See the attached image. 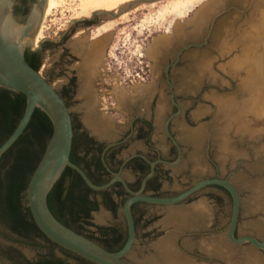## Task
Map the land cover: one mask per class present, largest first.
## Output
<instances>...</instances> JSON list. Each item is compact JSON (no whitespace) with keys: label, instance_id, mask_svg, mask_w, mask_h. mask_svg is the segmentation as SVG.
<instances>
[{"label":"rangeland","instance_id":"374dc122","mask_svg":"<svg viewBox=\"0 0 264 264\" xmlns=\"http://www.w3.org/2000/svg\"><path fill=\"white\" fill-rule=\"evenodd\" d=\"M165 1L154 4L155 8H149L146 12L132 13V10L122 15V19L104 20L102 26H107L108 32L100 37L104 38L105 43L107 42L106 53L108 57L104 56V63L108 64L110 73L105 72L106 74H119L121 72L128 74V71L136 66L141 67L145 72L144 78L147 84L156 82L160 73L159 68L149 58L148 53L153 48V43L156 40L171 35L165 34L166 28L172 20L171 17L167 16L159 21L155 18V12L158 9H163ZM210 1L213 0H206L204 5ZM105 2L106 0H62L59 8L43 18L38 30L36 48L46 41L58 43L62 36L71 27H74L71 24L73 21L92 20L91 16L100 12L101 5ZM120 8L121 6L111 10L110 13H116ZM198 10L199 6L194 7L188 16L175 20L173 25H185ZM233 11L234 9L231 10V12ZM219 19L215 23L214 33L212 32L206 46H202L205 48L199 52H189L183 59L185 67H182V65L181 68L172 70V77L175 73L184 72L181 83L187 90L185 96H191L192 99H184L180 102L184 115L175 122L179 127V132L173 134V137L182 149L183 158L178 167L170 169L169 179L163 182L161 193L163 197H173L199 180L215 177L227 179L236 187L241 198L237 236H251L260 241L264 237V227H261L264 224V198L261 197L264 194V120L259 117L258 120L256 119L257 121H254L251 118L253 110L246 111L243 118L235 121L228 120L220 113L222 110L220 103L229 101L237 103L241 101V94L245 98L246 93L240 91L238 78L235 80L233 75L221 72L220 68L225 61L221 60L222 58L217 52L221 38L219 36ZM143 20L145 22H142ZM170 30L171 28L168 33ZM90 32L93 35L95 33L94 30L85 31L75 27L73 30L75 38L61 46L58 44L59 46L52 47L51 51L44 50L45 52L42 53L41 67L38 73L53 89L58 90L60 88V72L64 69L59 61L61 49L68 47L74 52V42L78 38L87 39ZM98 32L99 34L103 33L101 30ZM214 35L216 38L213 44L211 43V37ZM94 37H96V34ZM203 39L204 35L195 44L201 45ZM199 56H201V62L207 65V70L203 71L201 75L198 73L197 76L190 70V67L191 63ZM115 79H117V82L118 77ZM108 83H110V80ZM109 102L112 103V101ZM79 108V103H69L68 111L73 115L74 121ZM117 111V109L112 111L111 120L122 121ZM261 115L264 117V113ZM226 121H228L229 127L223 132L222 128L226 126ZM238 123L241 126H238ZM112 131L108 133L109 135L106 138L115 140L119 137V134L113 129ZM94 135L102 136L98 133ZM152 141L159 147L161 154L165 155L166 151L163 150L164 136L155 134ZM141 150V146L132 142L123 150L121 158L125 159L127 156ZM122 177L126 182H133V178L126 172H122ZM189 206L201 209L204 214L203 224L188 226L185 219L179 221L187 214L184 210ZM230 212L231 201L229 197L214 189H205L199 192L169 210L167 214L161 208L152 206L136 207L135 213L139 218L136 227V243L126 262L128 264H143L146 259H155V255H153L155 254L154 245L165 242L168 234L172 236V239L165 242V247H168V249H165L173 257H180L187 264H226L221 262L219 258L213 260L206 256L204 248L210 249L211 244L216 240L229 245L226 241V229ZM166 218H172L170 220L176 225H167V222H169L167 221L165 227L162 222ZM91 224L94 227L87 228L91 233L96 232L95 227H100L115 228L125 234L126 225L121 213V204H119L115 215L100 207L97 212L92 214ZM178 224L180 225L178 226ZM229 248L232 253H239V255L243 253L245 257H248L247 264H264L263 255L248 245L243 248L230 245ZM8 252L11 254L18 253L23 259L33 261L39 254L44 253V249L38 243L23 242L16 239L0 225V253L5 254ZM2 264H11V260L4 256ZM67 264L75 263L67 261ZM230 264L235 263L230 262Z\"/></svg>","mask_w":264,"mask_h":264},{"label":"water","instance_id":"95a60500","mask_svg":"<svg viewBox=\"0 0 264 264\" xmlns=\"http://www.w3.org/2000/svg\"><path fill=\"white\" fill-rule=\"evenodd\" d=\"M161 1L164 0H136L123 6L116 13L100 12L93 14L91 17L98 16L102 20L113 21L139 6L150 5ZM218 1L213 0L207 3L209 5L214 3L215 6L212 7L211 12L206 10L209 13L198 31L192 32L191 30L193 17L185 25H179L181 29L180 36L172 32L170 36L160 38L153 43L154 46L150 52L153 53L159 50V55L156 56V65L165 61L167 55L178 47L180 48L176 55V62L184 52H187L191 48L206 46L207 41L212 35L215 23L220 18L221 10ZM46 2L47 0H37L36 4L31 7L26 19L22 23H19L12 17V0H0V89L14 94H21L25 97L26 102L24 113L17 127L0 146V158L23 134L36 109L41 111L52 125V134L39 163L29 179L25 193L26 206L38 231L58 248L91 264H128L126 260L133 252L137 236L131 211L133 205L145 204L147 206L161 208L167 214L169 210L182 204L206 188L217 187L224 190L231 201L230 218L226 230V239L229 245L220 241L213 242L210 249L204 248L206 256L213 260L219 258L221 262L226 264H230V262L247 264L248 257H245L243 253H240V255L239 253H232L229 247L231 245L236 248H243L248 245L253 250L260 252L264 257V237L258 241L251 236H235L241 212V198L236 187L227 179L211 178L199 180L185 191L173 197H153L144 194L146 182L153 177L154 166L156 164H162L171 169L176 168L180 164V147L168 133L167 129L165 130V135L176 148L177 158L174 162L157 160L151 163L150 172L142 180L138 192H132L120 174H112L113 177L108 183L96 186L78 166L70 162L69 154L73 130L68 108L56 90L38 72L34 71L24 59L26 50L35 51L31 49V42L41 26ZM83 21L88 22L90 20L85 19ZM83 21H73L71 24L81 23ZM203 35L204 39L202 44H195ZM214 39L215 35L211 37V43L213 44L215 42ZM162 40L164 44L160 46L158 42ZM200 57L196 59L197 61L195 60L191 63L190 70L195 74H198V72L193 65L201 62V60L198 61ZM66 168L76 173L85 186L94 193L106 191L115 183H118L128 195L121 206L127 236L125 244L119 251H106L98 244L60 224L50 213L47 207V196ZM261 197L264 198V194ZM184 211L187 214L179 221H184L185 219L188 226L203 224L204 214L201 209L195 206H189ZM261 227H264V224ZM165 257L163 255L159 257L155 253V259H146L143 264H171L170 260ZM0 264H2L1 259ZM172 264H187V262L177 257L175 263Z\"/></svg>","mask_w":264,"mask_h":264},{"label":"flooded vegetation","instance_id":"af4514ba","mask_svg":"<svg viewBox=\"0 0 264 264\" xmlns=\"http://www.w3.org/2000/svg\"><path fill=\"white\" fill-rule=\"evenodd\" d=\"M36 2L37 0H12L13 19L22 23ZM103 22L104 20L95 16L88 22L83 21L72 24L74 27H71L58 43L46 41L37 48H32L31 45V49H35L34 52L26 51L35 53L37 58L42 61L44 50L51 51L52 47L61 46L75 38L73 34L75 27L85 31L94 30V35L90 32V36L87 39L78 38L74 42V52L68 47L61 49L59 61L64 66V69L60 72V88L56 92L64 101L68 110L70 102L80 104L75 121L73 120V115L70 114L71 122L74 123L77 134L84 142L83 146L91 148L93 154L99 157L100 162H102L103 170L101 171L96 169L95 165H92L91 168L95 172V176L106 184L112 179V174H120L122 177V172H126L133 178V182H126L129 189L132 192H138L142 180L150 172L151 163L157 160L174 162L177 158L176 148L166 137L165 130L167 129L172 137L173 134L179 132V127L175 122L184 115L180 102L184 99L191 100L192 98L191 96H185L187 90L181 83L184 72L175 73L174 77H172V70L181 68L182 65V67H185L183 59L189 52H199L205 47L191 48L184 52L177 62L176 55L180 47L171 51L165 61L158 64L160 73L153 84L146 83L144 78L146 74L141 67H133L128 71V74L121 72L109 75L105 73H110L109 66L104 63L105 57H108L106 53L107 42L105 43L104 38L100 37L106 33H100L97 37H94L96 32L102 31L105 27L104 25L102 26ZM37 34H39V31ZM165 34L168 35V31H165ZM156 54L157 52L155 53V58ZM156 60L157 58L154 59V62ZM116 77H118L117 82ZM109 80L110 83H108ZM179 93L182 94L179 96ZM109 101H112V103ZM115 109L118 110L117 112L121 116L122 121L111 120L110 116ZM93 119L96 121L97 126L92 124ZM100 123H103L102 126ZM112 129L119 134V137L115 140L106 138ZM103 132L105 133L103 134ZM95 133L102 136L94 135ZM155 134L164 136L165 143L163 147L166 150L165 155L161 154L159 147L152 141V137ZM132 142L141 146L142 150L127 156L125 159L121 158L123 150ZM178 146L180 147L179 144ZM180 150L182 160L183 152L181 147ZM80 155H84V151ZM91 157L92 153H88L86 160L89 161ZM170 169L162 164H156L153 177L146 182L144 194L153 197H163L161 190L163 182L169 179ZM118 185L120 184L115 183L109 189L113 188V192H117L119 191ZM206 189H214L227 195L224 190L217 187ZM121 190L125 193L122 187ZM125 195L127 198L128 195L126 193ZM116 196V193H113L115 201L118 200ZM98 202H100V199ZM141 206L146 207L147 205L135 204L132 206L133 218H138L135 208ZM135 227H137V224H135ZM235 236L238 237L237 229Z\"/></svg>","mask_w":264,"mask_h":264},{"label":"trees","instance_id":"16d2710c","mask_svg":"<svg viewBox=\"0 0 264 264\" xmlns=\"http://www.w3.org/2000/svg\"><path fill=\"white\" fill-rule=\"evenodd\" d=\"M24 59L34 71H39L41 60L35 53L26 51ZM25 104L23 95L0 89V146L17 127L24 113ZM72 130L70 162L78 166L94 185L105 184L95 176L91 168L95 165L96 169L103 170L100 158L93 154L91 148L83 146L84 142L77 134L73 122ZM51 134L52 125L49 119L36 109L23 134L0 158V225L16 239L38 243L44 249V253L39 254L33 261L10 252L0 253L2 261L4 256H7L11 264H67V261L91 264L49 242L34 225L26 206L25 193L29 179L44 153ZM81 150L84 151V155H80ZM88 153H92L89 161L86 160ZM118 187L117 192H113L111 188L94 193L85 186L76 173L66 168L47 196V207L53 217L66 228L108 252H117L125 244L126 232L124 234L115 228L95 227L96 232L91 233L87 228L94 227L91 224V215L100 207L113 215L116 214L119 204L122 206L126 199L120 185ZM113 193H116L118 200L115 201ZM132 214L134 216L133 211ZM134 220L137 224L139 218L134 217Z\"/></svg>","mask_w":264,"mask_h":264},{"label":"bare ground","instance_id":"6f19581e","mask_svg":"<svg viewBox=\"0 0 264 264\" xmlns=\"http://www.w3.org/2000/svg\"><path fill=\"white\" fill-rule=\"evenodd\" d=\"M83 1H87V0H83ZM134 1L136 0H106V2L101 5L100 12L110 13L111 10H114L115 8L120 6L122 8L123 6L132 3ZM205 1L206 0H166L163 9H158L155 12V18L159 21V20H163L167 16H170L172 20L169 23L168 27L166 28V31H169L175 20L185 18L192 12L194 7L199 6V10L196 12L191 22L192 32L198 31L201 27V24L204 22L205 18L207 17V14L211 12L212 7L215 6L214 3L212 5L209 4L204 5ZM218 3L220 4V10H221L220 19H219L220 20L219 36L221 38H220V43L218 45L219 49L217 48L218 49L217 52L219 53V56L222 58L221 60L225 61V62L222 61L224 62V65L222 64L223 66L220 69L221 72H223L224 74L229 73V75L230 74L233 75L235 80L236 78H238L240 82V89H241L240 91L244 94L246 93L245 98L241 94L240 96L241 101H238L237 103H234L235 101L234 102L229 101L223 103L219 102L220 107L222 106L221 108L222 110L220 113L224 117H227L228 120L231 119L232 121L233 120L235 121V120H239L240 118H243V115L244 113L246 114V111L250 112L253 110L252 111L253 114L251 113L252 115L251 118L254 119V121H257L259 117L261 120H264V117L261 115L262 113H264V0H219ZM61 4H62V0H47L43 18L49 16L54 10L59 8ZM154 4L142 5L141 7L134 9L132 13L146 12L149 10V8L154 9L155 8V6H153ZM146 6H150V7H146ZM230 9L231 10L234 9V11L231 12ZM206 10H208L209 12H207ZM122 18L123 16L119 17V19ZM142 22L145 21L143 20ZM180 30L181 29L179 25L174 24L169 34L173 32L176 33L177 36L178 34L180 36L181 34ZM102 32L107 33L108 27L107 26L104 27L102 29ZM98 35L99 32L96 33V37ZM35 36L36 37H34V39L31 42L32 48H35L38 42V34ZM158 44L161 46L164 44V41L163 40L159 41ZM76 47L79 48L78 46ZM156 52H157L156 56L159 55V50H156L153 53L152 52L148 53L149 58L153 61L154 59H156L155 58ZM200 60L201 59H198V61ZM201 63L203 62L193 65V67H196V70L200 75L203 71L207 70V65ZM92 124L97 126V123L96 121H94V119ZM102 124L103 123H100L101 126ZM239 125L241 126L240 123H238V126ZM227 127H229L228 121H226V126L222 128L223 132L226 131ZM104 133L105 132H103V134ZM261 189L263 188L261 187ZM172 218L170 219L172 220ZM170 219L166 218L162 222L165 227L167 221H169L167 222V225L170 226L176 225ZM179 225L180 224H178V226ZM181 225L183 226L182 223ZM166 236H167L166 241L169 242L170 239H172V236L168 234ZM165 242L163 241L155 244L153 250L156 253V255H159V257H161L162 255L164 257L166 256L165 258L170 260L171 264L175 263L177 257L175 258L171 253L170 254L167 253L168 251L166 249H168V247H165L166 245Z\"/></svg>","mask_w":264,"mask_h":264},{"label":"crops","instance_id":"0c3cea01","mask_svg":"<svg viewBox=\"0 0 264 264\" xmlns=\"http://www.w3.org/2000/svg\"><path fill=\"white\" fill-rule=\"evenodd\" d=\"M163 150L166 151L164 148H163ZM163 150H162V151H163Z\"/></svg>","mask_w":264,"mask_h":264}]
</instances>
